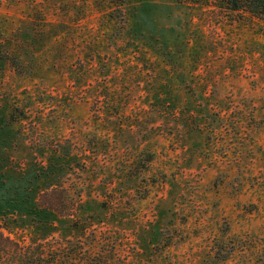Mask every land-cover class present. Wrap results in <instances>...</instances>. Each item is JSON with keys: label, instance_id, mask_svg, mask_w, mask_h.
Wrapping results in <instances>:
<instances>
[{"label": "rangeland", "instance_id": "374dc122", "mask_svg": "<svg viewBox=\"0 0 264 264\" xmlns=\"http://www.w3.org/2000/svg\"><path fill=\"white\" fill-rule=\"evenodd\" d=\"M0 232L59 264H264V18L0 0Z\"/></svg>", "mask_w": 264, "mask_h": 264}, {"label": "trees", "instance_id": "16d2710c", "mask_svg": "<svg viewBox=\"0 0 264 264\" xmlns=\"http://www.w3.org/2000/svg\"><path fill=\"white\" fill-rule=\"evenodd\" d=\"M227 8L235 12H249L255 17L264 18V0H221ZM47 210L56 211V208L51 204ZM224 243L215 250V257L219 260L225 261L232 257L235 251V244L224 248ZM32 245H22L14 241L8 236L0 232V252L8 259L9 264H59V259L55 257L56 250L49 245L47 247L44 243L37 245V249L41 252L35 255ZM48 256H52L51 258Z\"/></svg>", "mask_w": 264, "mask_h": 264}]
</instances>
